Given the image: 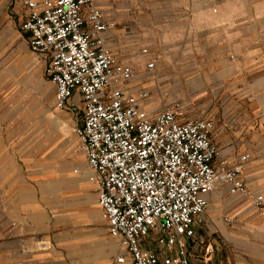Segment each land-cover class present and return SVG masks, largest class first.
Returning a JSON list of instances; mask_svg holds the SVG:
<instances>
[{"label": "crops", "instance_id": "1", "mask_svg": "<svg viewBox=\"0 0 264 264\" xmlns=\"http://www.w3.org/2000/svg\"><path fill=\"white\" fill-rule=\"evenodd\" d=\"M26 1L0 0L2 20L22 17ZM95 2L115 23L105 33L109 47L134 68L129 90L151 92L145 110L192 101L191 113L181 102L188 118L215 121L217 164L235 165L249 155L247 191L231 194L220 186L209 196L205 222L187 245L189 264H264V0ZM82 120L62 126L68 159L60 172L42 176L34 162L18 165L17 179L10 172L0 180V264H132L109 231L86 154L76 150ZM157 238L153 231L144 243L156 250ZM200 238L209 252L196 243Z\"/></svg>", "mask_w": 264, "mask_h": 264}, {"label": "built area", "instance_id": "2", "mask_svg": "<svg viewBox=\"0 0 264 264\" xmlns=\"http://www.w3.org/2000/svg\"><path fill=\"white\" fill-rule=\"evenodd\" d=\"M26 5L21 30L30 49L48 60L57 108L82 106L76 133L111 235L132 264H158L161 252L164 264H189L187 245L205 222L209 196L220 186L231 194L247 191L243 170L249 155L235 165L217 164L215 121L188 118L179 101L154 113L144 109L151 92L129 90L134 68L109 47L105 33L115 23L105 19L95 0H27ZM147 66L153 70L155 63ZM153 231L156 250L144 243ZM196 243L210 251L204 238ZM174 249L175 255L167 254Z\"/></svg>", "mask_w": 264, "mask_h": 264}, {"label": "rangeland", "instance_id": "3", "mask_svg": "<svg viewBox=\"0 0 264 264\" xmlns=\"http://www.w3.org/2000/svg\"><path fill=\"white\" fill-rule=\"evenodd\" d=\"M24 14L10 13L7 21L0 13V180L9 179L10 172L17 179L18 165L34 162L41 164L42 176L60 172L68 159L62 126L77 124L83 115L82 106L73 111L56 107L48 60L30 49L21 30ZM180 101L193 111L192 101ZM76 150L84 152L79 138Z\"/></svg>", "mask_w": 264, "mask_h": 264}]
</instances>
